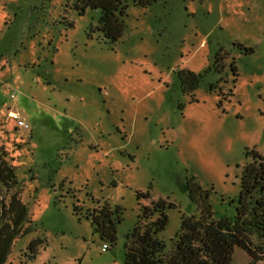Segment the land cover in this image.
<instances>
[{
    "label": "rangeland",
    "instance_id": "obj_1",
    "mask_svg": "<svg viewBox=\"0 0 264 264\" xmlns=\"http://www.w3.org/2000/svg\"><path fill=\"white\" fill-rule=\"evenodd\" d=\"M100 15L0 0V154L30 219L5 264H124L141 204L160 198L175 204L159 233L170 249L182 215L201 214L187 185L209 193L215 218L233 216L248 152L264 155V0H128L114 44ZM184 69L202 76L195 90ZM105 203L123 208L116 244L92 227Z\"/></svg>",
    "mask_w": 264,
    "mask_h": 264
},
{
    "label": "trees",
    "instance_id": "obj_2",
    "mask_svg": "<svg viewBox=\"0 0 264 264\" xmlns=\"http://www.w3.org/2000/svg\"><path fill=\"white\" fill-rule=\"evenodd\" d=\"M158 0H132L135 5L147 7ZM80 14L88 9L101 12L97 29L103 33L110 44L123 36L124 15L128 0H71ZM201 75L190 69L179 73L184 86L191 89L199 85ZM12 97V96H11ZM22 117V116H21ZM29 125V124H28ZM19 128H25L20 127ZM28 128L25 129H29ZM249 161L242 170L240 195L233 216L214 217L208 204L209 193L194 183L187 188L190 197L197 202L200 216L182 215L181 228L169 249L159 233L169 222L168 209L175 204L165 199L154 200L150 205L141 204L137 223L127 235L124 264H234L237 253L250 257L249 264L264 260V155L257 150L248 152ZM192 181L195 180L193 177ZM16 168L0 154V264H5L14 242L24 236L30 222L28 206L19 192ZM148 192H139L140 201L148 198ZM92 227L102 240L112 244L117 242L118 225L123 220V208L105 203L101 208L91 211ZM37 240L29 245L28 258L37 252ZM107 249H109V245ZM106 249V250H107Z\"/></svg>",
    "mask_w": 264,
    "mask_h": 264
},
{
    "label": "built area",
    "instance_id": "obj_3",
    "mask_svg": "<svg viewBox=\"0 0 264 264\" xmlns=\"http://www.w3.org/2000/svg\"><path fill=\"white\" fill-rule=\"evenodd\" d=\"M14 96H15V93L12 94V97H14ZM10 115L16 121L17 126L25 127V128L29 127L28 123L21 117V115L19 113H16V112L12 111L10 113ZM103 249L104 250L107 249V245L106 244L103 245Z\"/></svg>",
    "mask_w": 264,
    "mask_h": 264
}]
</instances>
